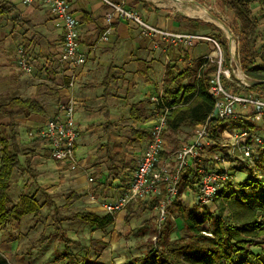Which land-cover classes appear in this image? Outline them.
<instances>
[{
	"label": "crops",
	"instance_id": "0c3cea01",
	"mask_svg": "<svg viewBox=\"0 0 264 264\" xmlns=\"http://www.w3.org/2000/svg\"><path fill=\"white\" fill-rule=\"evenodd\" d=\"M111 1L123 3L161 28L212 36L206 31L212 26L211 15L204 11L208 7L206 1ZM3 2V8H11L8 12H0V104L8 103L14 97L37 96L43 100L46 111L28 117L15 115L13 118L0 113V126L9 131V124L13 121L18 143L23 147L34 145L32 142L37 139L46 121L58 112L60 103L68 94L73 95L77 101L76 123L79 133L76 163L59 162L63 165L59 169L69 176L72 192L79 196L77 199L84 192L88 193V200H98L99 197L100 205L95 208L104 211L103 204L119 196L134 176L156 118L164 110L157 109L156 104L166 87L171 86L172 82L168 79L190 70L192 76L186 78L183 84L193 82L211 63L208 61L204 69L200 70L202 58L215 55V46L209 41H195L192 46H185L162 40L157 45L155 37L143 34L136 23L121 18H116L112 30L102 37L107 26L105 15L111 10L110 4L106 0H68L78 21L79 46L87 57L83 64L70 65L60 60L63 28L43 0H35L32 4H26L23 0ZM187 19L195 22L191 24L195 27L194 24L200 22L196 32L189 26L187 28ZM20 48L24 49L29 59V72L19 66ZM73 73L76 74V83L69 89L66 84ZM138 102H142L139 117L134 118L131 110ZM133 128L140 130L138 135L135 134L137 137L132 134ZM222 130H219V135L225 131ZM194 135L189 137L190 141ZM217 139L213 137L209 149L217 145ZM117 151L121 152L119 158L132 168L123 171L118 177L108 169L109 155ZM51 158L54 160L48 142H42L33 152L20 155L22 167L15 170L14 176L17 170L22 173L24 169L30 168L34 172V163ZM203 161L205 165L214 164L211 167H215V152L210 158L202 154ZM160 163L173 168L175 156H163ZM94 172L97 184L93 183ZM32 176L37 179L35 174ZM109 177L113 180L110 181ZM163 191L162 186L156 195ZM139 202H134V209L139 206ZM144 202L146 207H151L149 198ZM93 212L99 213L97 210Z\"/></svg>",
	"mask_w": 264,
	"mask_h": 264
},
{
	"label": "trees",
	"instance_id": "16d2710c",
	"mask_svg": "<svg viewBox=\"0 0 264 264\" xmlns=\"http://www.w3.org/2000/svg\"><path fill=\"white\" fill-rule=\"evenodd\" d=\"M256 1L258 0H224L241 23L242 44L240 52L244 71L252 78L264 79V58L259 63L257 60L258 54L251 45V37L256 30L251 5ZM4 3L3 0H0V4H2L0 6L1 13L8 12L11 8L7 6L3 8ZM193 23L195 22L187 19L186 26L196 32L199 29L200 22L194 24L196 27L191 25ZM214 70L215 63L211 62L202 71L200 77L186 85L183 84V81L192 76L190 70H184L168 79L172 82L171 86L166 87L164 93L157 99L158 104H156V108L160 110L169 108L167 127L163 132V137L171 132H176L182 126L195 130L198 125L207 121H209V129L213 137L216 138L219 135V130L224 121L210 117L214 107V97L209 93V87ZM250 88L254 91L264 90V82L250 86ZM141 104L142 102H138L132 106L131 112L134 118L139 117ZM45 111L43 100L37 96L14 97L8 103L0 104V113L10 118L15 115L28 117L31 114H43ZM9 125V131L0 126V227L9 226L29 214L39 221L42 210V203L34 195L22 194L19 200L15 201L10 194V190L15 170L22 167L20 155L33 152L37 146L41 145L42 142H46V140L40 135L32 142L35 143L34 145L23 147L18 143L17 133L13 128L14 122H10ZM139 132L138 129H132L133 136ZM190 136L191 133H187L185 138ZM120 154L121 152L117 151L109 155L108 169L116 177L131 168V166L125 164L124 159L119 158ZM166 155L170 154L162 150L159 158ZM243 161L245 165H249L247 170V172L249 171L248 185H256L257 188H262L261 198H257L251 189L248 192H243V194L236 193L235 196H231L232 189L236 187V181L234 178L230 179L227 185L219 190L214 197V200L219 201L220 204L228 206V215L216 218L214 227L209 230L205 226L208 222V216L196 210L187 211L180 205L178 201L181 199L182 193L179 191L172 207L177 206V216L182 220V228L190 233L191 241L199 242L196 245L197 250H192L194 245L190 242L170 240L168 226L165 227L167 220L160 228L157 224L156 240L148 243L145 252L137 260L128 261L126 264H264V241L262 240L264 237V146L261 145L255 148L252 161L247 159H243ZM185 177H188L187 174ZM189 185L195 190L197 189L193 182H189ZM164 195L165 191L157 195L151 201V205L157 206ZM69 197L72 203L79 196L72 192ZM144 200H138L140 201L139 206L135 210L131 209L135 201L127 206L129 212L124 216L126 222L136 211H139V209L144 210L146 205ZM139 215L141 214L139 213ZM77 216L98 228H105L114 220L113 214H99L93 211L77 212ZM57 222L59 223L57 230L61 231L60 219ZM146 224L147 221L144 222L145 227ZM63 241L67 249L64 256L71 257L73 253L71 255L68 246L72 240L63 236ZM205 242L208 244L201 246L200 243ZM156 243H159L160 246ZM100 245L107 246V242L100 239L93 240L91 247L97 248ZM254 247H260V249L255 250ZM73 256L75 264H103L95 263L87 256L81 259L75 255ZM0 264L13 263L9 262L0 253Z\"/></svg>",
	"mask_w": 264,
	"mask_h": 264
},
{
	"label": "rangeland",
	"instance_id": "374dc122",
	"mask_svg": "<svg viewBox=\"0 0 264 264\" xmlns=\"http://www.w3.org/2000/svg\"><path fill=\"white\" fill-rule=\"evenodd\" d=\"M201 1H206L210 8L205 7L215 14L217 18L221 19L234 33L236 52L242 64L240 52L242 34L239 19L235 16L232 9L228 8L224 0ZM251 6L256 22V30L251 37V45L258 54L257 60L260 63L264 58V0H258L252 3ZM205 18L208 17L206 16ZM210 21L212 22V26H209L206 31L212 34L220 44L223 50V57L227 60V64L224 66H227L229 44L227 33L221 27L218 20L211 18ZM215 68H217V63H215ZM233 80V77H226L225 85L235 88L237 85ZM255 91L264 96V90ZM222 125L221 129L224 128L223 130L226 132L222 130L223 132L217 136V145L212 149L206 148L207 150L201 151V160L202 154L203 157L210 158L212 153L215 152V167H211L214 164H210V167L205 165L204 161L200 164L206 168H226V166H229V162H235L237 164L236 169L232 168L231 170L235 175L234 180L236 182H234L236 183V187L232 189L231 196H235L236 193L243 194V192H248L251 189L257 198H261L262 188H257L256 185H248L247 178L249 177V171L247 172V170L249 165H245V162L239 156H237V159L230 157L232 146L227 143L228 132L234 126H241V121L230 120L223 122ZM192 131L190 128L183 126L179 130H176V132H171L166 137H163V151L173 156L182 144L190 141L189 138H185V134L187 132H192L191 135L196 133L195 130ZM40 135L41 133L39 132L38 136ZM44 143L46 144V142ZM45 147L46 145L43 146V148ZM221 154H224L223 157L226 158L225 161L227 162L222 161L223 163H220L217 160L216 157ZM236 154L239 155V152H236ZM26 166L27 164L25 163ZM61 166H63L61 163L51 158L45 159L38 164L34 163V172L30 168L24 169L22 173L20 170L16 171V175L12 180L11 196L17 201L21 194L34 195L42 203L41 218L37 221L36 217L29 214L9 226H1L0 253L13 264H75L73 255L80 259L87 256V258L93 260L95 263L103 264H126L128 261L137 260L145 252L148 243L156 240L158 209L151 205V201L157 195L149 198L151 207L145 206L144 210L139 209L140 212L136 211L128 222L124 219L125 214L129 212L126 207L113 214L114 220L111 224L105 228H98L78 217L77 212L97 210V212L104 214L105 210L95 208V206L100 205L99 201L101 199L98 197V200H88V193L84 192L81 194L82 197L80 199L71 203L69 195L73 191L72 182L69 176L64 175L62 169H59ZM193 173L194 171L190 167L184 172L188 177L182 176L179 184V191L184 198L181 196L178 202L187 211L196 210L206 214L208 222L205 226L209 230H212L216 218L228 215V206H224L216 200L204 206L198 204L194 198L197 189L195 190L187 184V182H193L194 186L196 185L194 180H197V177L194 178ZM33 174H35L37 179H34ZM94 176L95 172L92 173V178ZM109 180L111 181L113 178L109 177ZM93 183L97 184L95 178ZM132 205L134 206H131V209H134L136 207L135 203ZM58 219L61 221V231L57 230ZM167 220L165 227L168 226L170 240L190 242L194 245L192 250L196 251V245L199 242H192L190 233L182 228V220L177 216V206L174 205L172 207L171 205L169 207ZM146 221L147 226L145 227L144 222ZM63 236L66 239L68 237L72 240L68 246L71 255L73 253L72 258L64 256L67 249ZM99 239L107 242V246L100 245L97 248H92V241ZM262 240L264 241V237ZM156 244L159 245V243ZM200 244L204 246L208 243ZM254 249L259 250L260 247H254Z\"/></svg>",
	"mask_w": 264,
	"mask_h": 264
},
{
	"label": "built area",
	"instance_id": "2783aa9c",
	"mask_svg": "<svg viewBox=\"0 0 264 264\" xmlns=\"http://www.w3.org/2000/svg\"><path fill=\"white\" fill-rule=\"evenodd\" d=\"M23 1L26 4L35 2V0ZM106 1L110 4L111 10L105 15L107 26L102 37L112 30L114 20L121 18L136 23L143 34L155 37L157 45L161 40L185 46H192L195 41H209L214 44L215 55L202 58L203 63L200 66L201 70L204 69L208 61L217 63L209 87V93L214 97V107L210 117L224 122L241 121V126H234L228 132L230 139L227 140V143L232 146L230 157L237 159L239 156L252 161L255 148L264 146V96L258 94L244 82V78L248 75L236 52L235 36L231 50L228 47V65L224 66L227 64V60L223 57L220 44L213 36L205 33L167 30L148 22L137 11L126 7L121 2ZM43 2L54 13L63 28L64 42L60 60L75 66L83 64L87 57L79 46L78 21L71 11L70 3L68 0H43ZM18 63L22 70L26 72L31 70L29 59L23 48L19 50ZM226 77H233L237 86L235 88L227 87L225 85ZM75 80L76 74L73 73L70 81L66 84L67 88L72 89L75 86ZM76 109L75 97L68 94L66 99L60 103L58 112L46 121L40 131L41 136L49 144L52 157L57 162L76 163V145L79 136ZM168 113L169 108H164L158 114L132 180L119 196L103 204L106 213L114 214L126 208L133 201L154 196L164 186L165 195L157 205V224L160 228L167 221L169 207L178 196L182 176L189 167L194 171V178L197 177V180H194L197 188L196 202L203 206L211 203L216 193L224 188L230 179L234 178L235 175L231 169L237 166L235 162H229V166L226 168H206L200 164L201 151L209 148L213 143L209 121L198 127L191 141L182 144L175 151V163L172 169L161 164L159 154L163 150V132L167 127ZM236 152H239V155ZM223 156L224 154H221L216 157L220 163L226 159Z\"/></svg>",
	"mask_w": 264,
	"mask_h": 264
},
{
	"label": "water",
	"instance_id": "95a60500",
	"mask_svg": "<svg viewBox=\"0 0 264 264\" xmlns=\"http://www.w3.org/2000/svg\"><path fill=\"white\" fill-rule=\"evenodd\" d=\"M205 11H206L209 15H211V17H212L213 19L218 20L219 23H220V25H221V27H222V28L228 33V42H229L228 47H229V49L231 50L232 45H233V40H234V33L232 32V30H231L229 27H227V26L223 23V21H222L221 19L217 18V17L215 16V14H213L212 12H210L207 8H205ZM244 82H245L248 86H253V85H257V84L263 83V82H264V79H256V78H252V77H250V76L248 75V76H246V77L244 78Z\"/></svg>",
	"mask_w": 264,
	"mask_h": 264
},
{
	"label": "bare ground",
	"instance_id": "6f19581e",
	"mask_svg": "<svg viewBox=\"0 0 264 264\" xmlns=\"http://www.w3.org/2000/svg\"><path fill=\"white\" fill-rule=\"evenodd\" d=\"M204 11H205V10H204ZM198 12H200V11H198ZM203 14H205V13H203ZM205 15H206V14H205ZM205 15H204V16H205Z\"/></svg>",
	"mask_w": 264,
	"mask_h": 264
}]
</instances>
